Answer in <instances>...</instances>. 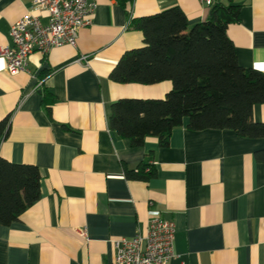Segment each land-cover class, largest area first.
<instances>
[{"label": "crops", "instance_id": "0c3cea01", "mask_svg": "<svg viewBox=\"0 0 264 264\" xmlns=\"http://www.w3.org/2000/svg\"><path fill=\"white\" fill-rule=\"evenodd\" d=\"M31 1L0 0V47L12 44L10 26ZM213 3L239 6L226 34L239 65L264 72V0ZM96 4L74 47L33 52L14 74L0 55V120L9 122L0 157L36 165L41 174L38 200L10 225L0 224V264H108L113 241L144 234L154 214L175 224L167 264H264V164L254 158L264 138L194 130L184 118L167 145L147 136L135 146L109 127L113 101L162 99L172 88L169 80L146 85L109 78L125 51L144 45L130 20L179 7L191 27L208 18L211 6L199 0ZM252 118L264 123V103L254 106ZM143 165L153 168L152 176L126 175Z\"/></svg>", "mask_w": 264, "mask_h": 264}, {"label": "trees", "instance_id": "16d2710c", "mask_svg": "<svg viewBox=\"0 0 264 264\" xmlns=\"http://www.w3.org/2000/svg\"><path fill=\"white\" fill-rule=\"evenodd\" d=\"M238 14V5L213 3L208 18L191 27L179 7L131 19V26L142 32L144 45L125 51L109 78L121 84L146 85L169 80L172 88L162 99L113 101L110 129L135 146L147 136L167 145L172 129L182 125L184 118L194 130L226 128L239 137L264 138V123L252 118L254 106L264 103V72L240 66L226 34ZM8 130V118L1 119L0 140ZM254 158L264 164V147L254 151ZM146 167L129 170L126 175L147 179L154 171L150 166L146 171ZM40 178L36 165L0 157L1 225L16 221L38 200Z\"/></svg>", "mask_w": 264, "mask_h": 264}, {"label": "built area", "instance_id": "2783aa9c", "mask_svg": "<svg viewBox=\"0 0 264 264\" xmlns=\"http://www.w3.org/2000/svg\"><path fill=\"white\" fill-rule=\"evenodd\" d=\"M199 1L207 6L213 4V0ZM96 6V0H32L30 9L10 26L12 44L0 47L8 73L23 70L33 52L46 55L63 45L74 47L79 29L91 23ZM85 59L83 55L79 60ZM175 231L172 220L154 214L144 234L113 241L116 252L108 264H167L174 256ZM79 233L84 235L83 231Z\"/></svg>", "mask_w": 264, "mask_h": 264}]
</instances>
